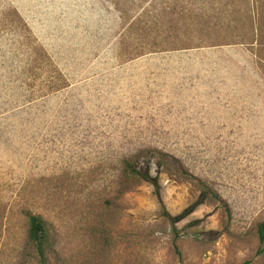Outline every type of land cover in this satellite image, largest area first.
I'll return each instance as SVG.
<instances>
[{"label": "rangeland", "instance_id": "obj_1", "mask_svg": "<svg viewBox=\"0 0 264 264\" xmlns=\"http://www.w3.org/2000/svg\"><path fill=\"white\" fill-rule=\"evenodd\" d=\"M196 8L0 0V264H38L26 214L44 264H264V9Z\"/></svg>", "mask_w": 264, "mask_h": 264}, {"label": "trees", "instance_id": "obj_2", "mask_svg": "<svg viewBox=\"0 0 264 264\" xmlns=\"http://www.w3.org/2000/svg\"><path fill=\"white\" fill-rule=\"evenodd\" d=\"M156 164L160 170H162L163 172H169L170 175L180 181L190 180V182H193L194 186L200 192L197 198V203H201L203 201L218 203L223 208V210L227 212L226 205L218 198V196L204 183L192 178L181 168V166L176 161L171 160L170 162H164L160 159ZM123 166L124 170L130 173L133 177L139 178L140 180L145 182L150 181L152 186L154 185V180L150 179V177L147 175V163H145L144 170L142 171H136L135 168L129 163H124ZM25 219L27 224L26 240L35 251L37 263L44 264L46 260V253L52 252V243L50 241L51 237L49 236L48 230L40 218L32 216L30 214H26ZM256 236L258 242L262 244L264 242V223H261L257 226ZM175 240L176 237H174L172 240V249L179 261L180 255L177 252Z\"/></svg>", "mask_w": 264, "mask_h": 264}, {"label": "crops", "instance_id": "obj_3", "mask_svg": "<svg viewBox=\"0 0 264 264\" xmlns=\"http://www.w3.org/2000/svg\"><path fill=\"white\" fill-rule=\"evenodd\" d=\"M192 4L197 6V10H203L204 14L214 15L217 19H229L237 16L245 17L246 29L248 28L251 41L253 34L257 33L256 21L257 12L264 9V3L261 2L256 6L253 0H191ZM200 5V6H199ZM259 8V9H258ZM207 10V12H206ZM208 15V14H207ZM261 15V14H260ZM259 23V22H258ZM259 25V24H258ZM264 32V28L262 30ZM259 32V29H258Z\"/></svg>", "mask_w": 264, "mask_h": 264}]
</instances>
